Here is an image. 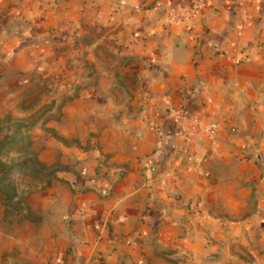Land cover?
Segmentation results:
<instances>
[{"label": "crops", "instance_id": "obj_1", "mask_svg": "<svg viewBox=\"0 0 264 264\" xmlns=\"http://www.w3.org/2000/svg\"><path fill=\"white\" fill-rule=\"evenodd\" d=\"M0 35L84 37L119 74L83 96L137 114L122 174L57 220L55 264H264V0H0ZM210 123L215 139H184Z\"/></svg>", "mask_w": 264, "mask_h": 264}, {"label": "rangeland", "instance_id": "obj_2", "mask_svg": "<svg viewBox=\"0 0 264 264\" xmlns=\"http://www.w3.org/2000/svg\"><path fill=\"white\" fill-rule=\"evenodd\" d=\"M68 40L0 44V264H55L70 199L98 183L110 188L124 169L117 140L137 131V114L115 110L121 101L111 98L106 110L83 96L117 67L89 62L97 56L84 49V37ZM131 62L120 65L126 75Z\"/></svg>", "mask_w": 264, "mask_h": 264}, {"label": "built area", "instance_id": "obj_3", "mask_svg": "<svg viewBox=\"0 0 264 264\" xmlns=\"http://www.w3.org/2000/svg\"><path fill=\"white\" fill-rule=\"evenodd\" d=\"M170 18H176L177 16L174 14H169ZM201 128L198 125L192 124L190 126L185 127L183 130V135L185 137L191 136L193 133H196L197 131H200ZM215 126L213 124H208L205 127L202 128V132L208 137L212 138L214 134Z\"/></svg>", "mask_w": 264, "mask_h": 264}]
</instances>
